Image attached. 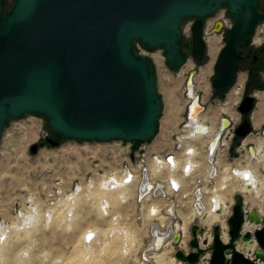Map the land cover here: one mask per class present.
I'll use <instances>...</instances> for the list:
<instances>
[{"label":"water","instance_id":"1","mask_svg":"<svg viewBox=\"0 0 264 264\" xmlns=\"http://www.w3.org/2000/svg\"><path fill=\"white\" fill-rule=\"evenodd\" d=\"M7 2L0 0V139L9 122L36 114L45 118L54 139L148 142L155 137L162 101L152 66L134 51L133 42L150 50L164 47L168 67L176 70L187 60L181 25L195 18L191 54L200 62L207 51L203 19L227 5L232 25L225 31L212 80L220 95L236 84L238 47L249 44L264 22L260 0H14L9 9ZM219 26L217 21L214 30ZM187 82L192 88L191 74ZM195 100L197 95L192 104ZM253 105V97L244 96L238 111L246 116ZM190 118L198 132L205 130L198 118ZM230 125L221 118L210 154ZM252 128L244 118L234 134L245 138ZM47 142L57 144L52 138ZM248 148L254 155V148ZM36 150L37 144L32 145L31 152ZM245 221L253 230L242 232ZM227 224V242L219 226H213L209 263L264 264V211L235 195ZM202 233L193 224L189 245L195 250L185 254L178 249L175 257L196 264L204 252L197 239ZM249 244H256L250 257L239 249Z\"/></svg>","mask_w":264,"mask_h":264},{"label":"rangeland","instance_id":"2","mask_svg":"<svg viewBox=\"0 0 264 264\" xmlns=\"http://www.w3.org/2000/svg\"><path fill=\"white\" fill-rule=\"evenodd\" d=\"M13 1L8 0V9L12 6ZM259 9L264 10V0H261ZM203 20L205 38L207 39L212 35L217 37L218 42L213 54L215 57L211 58L207 51L200 63L193 59L190 51L191 27L195 22V18H186L181 25V45L187 53V60L184 65L176 70L168 67L164 56V47L150 50L138 40L133 42L134 51L146 58L152 66L157 92L162 101L157 131L152 140L137 143L135 141L126 142L121 140L96 142L59 139L57 144L53 146L47 142L48 138H54L43 116L25 114L5 126L0 139V225H11L18 219L17 217L23 216V214L30 217L33 224L32 228L18 229V231L8 235L9 239H7L1 249L0 264H64V260L71 258L75 260V264H83V257L90 252L94 255L98 254V258L103 256L99 260L102 264H129L132 259L136 258L137 254H134L133 250H137L142 243L146 242V224L150 225L152 222L149 213L146 212L149 206L136 201L134 197L135 191L132 187L129 191L125 190L129 192L127 195H118L119 197H117V194L115 196L112 194V197L110 195L108 198L105 196L100 197L99 194L101 195V193H98V188H100V183L104 176L108 174L120 175L125 167L135 168L138 164L137 155L139 153L146 157L148 166L150 167L151 164L152 167L153 156L156 154L164 155L166 152L174 150L177 143L176 137L182 133L190 100L185 86V81L189 74H195L194 88L192 90L197 96H200L198 100L201 108L199 117L210 126L211 131H214V128L218 130L221 118H227V116L230 118L231 114L239 115V120L233 124L234 127L241 121L242 115L238 111V105L244 94V85L248 82L247 62H242L238 71L237 82L229 92L218 95L212 87L214 64L220 49L225 44L224 30L232 25L228 6L223 5L214 15ZM217 21H221L222 26L214 30ZM263 30L264 22L260 23L254 37L263 38ZM152 56L156 57V62ZM206 66L209 67L207 74H200L201 69ZM241 77L243 81L239 80ZM258 102L259 99H257ZM253 112L254 114L253 116L251 115L250 119L253 130L249 135L240 139L239 142H234L232 138L224 137V145H219L217 158L218 166L220 167V180L226 177L223 167L234 166V164L239 163L238 161H241V165L247 162L256 163L255 158L252 159L248 153L249 146L256 149V147L261 145L262 152L264 151V113L262 121L255 124V118L259 112L257 107L256 109L254 108ZM33 124L37 127L36 129ZM32 130L34 131L33 133ZM227 130H224V133ZM211 131L198 139L201 145L206 144L213 136ZM242 143L245 145L242 146ZM34 144H37V150L32 153L31 146ZM200 149V154L204 153L202 146ZM232 161L234 163H229ZM259 164L258 174L264 181V171L260 170L262 164ZM153 174L157 178H160L161 175L163 177L162 173L156 175L154 172ZM226 183L227 186L221 189V194L226 199L224 201L227 204L233 205L234 196L241 195L239 191L233 189L235 184L237 185V180L231 179ZM75 190L80 191L79 194ZM73 192L79 195L77 198L78 202L76 201L74 206V211H76L73 212L75 218L68 221L63 212L67 208L68 197ZM91 194H93V197ZM95 195L98 196L96 197ZM98 197L101 199H98ZM241 198L244 201L243 195H241ZM102 199L109 200L108 202L111 201L106 208L108 211L104 210L105 212H102L100 209L99 203ZM263 204L264 202L261 203V207L257 204L250 205L255 208L260 207L261 211H264ZM109 207L110 209H108ZM105 215H108V217ZM180 215L184 219L183 221L186 222L188 212L181 210ZM133 216L138 218L134 221ZM111 217H113V221ZM146 217L149 221H147ZM35 220L37 222L34 226ZM111 222L116 223L112 224ZM28 224H23V227H27ZM90 226L100 230L102 228L106 232L110 231L114 226L123 227L126 234L130 233L133 235L128 241L133 254H129L128 250L124 253L121 252L124 239L122 237L121 240V236L118 237V235L117 240L119 242L117 243V240H115L109 245L116 250V253L114 251L115 254L107 253L109 255H106L105 253H100L94 246H92L93 249L91 247L87 248L86 245H83V235L88 228H93ZM80 242L83 248H81ZM79 248L80 250L82 249L80 252H78ZM95 250L96 252L94 253L93 251ZM123 250H126V248ZM82 251H85V254ZM167 252L168 250L165 251V254Z\"/></svg>","mask_w":264,"mask_h":264},{"label":"built area","instance_id":"3","mask_svg":"<svg viewBox=\"0 0 264 264\" xmlns=\"http://www.w3.org/2000/svg\"><path fill=\"white\" fill-rule=\"evenodd\" d=\"M191 106L192 102L187 106L188 112L186 113L182 133L176 137L177 143L174 150L166 152L164 155L156 154L153 156L154 166L152 167L148 166L146 157L139 153L137 155L138 164L135 168L125 167L123 171L121 170L120 175L108 174L102 179V181L107 182L109 179L116 177L118 181L116 182V179H114L115 184L106 185L103 183L102 185L100 183V188H107L106 190L123 186L124 188L121 187L123 189L118 191H124L132 187L135 191L134 197L136 201L149 206L148 211H145L149 213L152 222L150 225L146 224L147 240L141 244L140 248L133 250L137 256L129 264H189L177 259L175 252L180 249L187 254L195 250L189 245L192 239L191 227L193 224L203 228V233L197 234V239L199 246L204 249V252L199 256L196 264H210L213 226H204L202 220L206 216L216 213L220 214L227 224V219L232 213L233 205L227 204L221 194V189L226 186L221 185L225 177L220 180L217 150L219 145H224V137L234 138L235 127L231 124L224 129H228L226 133L223 130L214 152L210 154V142L219 129L215 132L205 128V130L198 132L190 118ZM199 122L203 123L201 120ZM210 131L213 136L206 144L201 145L198 139ZM201 146L204 148V153L200 154ZM229 163H234V161ZM244 165L246 163L241 165V161H239L234 166L223 167L224 172L228 175V180H239L241 175L244 176L247 172H241L242 169H240ZM151 170L156 175L162 173L163 177L157 178L152 174ZM260 170H262L261 166ZM108 205V200H101L100 207L102 211L106 210ZM141 206L143 207V205ZM153 207L156 212L152 211ZM181 210L188 212L186 222L183 221L184 219L180 215ZM137 218L133 216L134 221ZM119 229H121L120 233L122 232L121 234L124 238L123 253L128 250L129 254H133L128 242L133 235L130 233L126 234L122 227ZM90 230H95L97 233L101 232L100 229L95 227L88 228L85 232ZM221 231H227L226 239L221 237ZM228 231V224L225 230L219 227L220 237L224 242H227L229 238ZM95 232L94 234L86 233V236L83 235V244H87V247L92 248V244L95 242ZM177 234L179 235V240L175 241L174 237ZM159 240H162L160 244H158ZM125 248L126 250H123ZM164 248L169 251L165 255L166 250L163 251ZM240 250L243 252L246 249L240 248ZM162 255H164L163 258L161 257ZM246 256H251L250 251L247 252ZM162 259L163 261H161Z\"/></svg>","mask_w":264,"mask_h":264},{"label":"bare ground","instance_id":"4","mask_svg":"<svg viewBox=\"0 0 264 264\" xmlns=\"http://www.w3.org/2000/svg\"><path fill=\"white\" fill-rule=\"evenodd\" d=\"M221 22V21H220ZM218 28H220V26L218 27ZM206 39V38H205ZM264 39V37L262 38V40ZM217 42H218V40H217V37H215V36H210V37H208L207 39H206V45H207V51H208V54H210L211 55V58L214 56L213 54L215 53V49H216V45H217ZM207 51H206V53H207ZM215 57V56H214ZM152 58L154 59V61L156 62L157 60H156V57L154 56H152ZM211 63V62H210ZM212 64V63H211ZM208 65H210V64H208ZM206 68V69H205ZM204 69H201V71H200V74H207V70H208V66H206ZM239 80L240 81H243V78L241 77V78H239ZM238 80V81H239ZM237 82V81H236ZM186 91H187V95H188V98L190 99L189 100V103H188V105H190L191 104V102H192V98L194 97V96H196V94L193 92V90L189 87L188 89H186ZM235 93H237V92H235ZM258 99H259V102L257 103V109H258V114H257V116H256V118H255V124H258L260 121H262V118H263V113H264V93H261V94H258ZM201 110V108H200V106H199V104H198V101L197 100H195L194 102H193V104H192V106H191V109H190V115H191V117L193 118V119H197L198 118V120H201L200 119V117H199V111ZM188 112V107H187V111H186V113ZM187 115V114H186ZM227 118L231 121V123L232 124H235L238 120H239V115H234V114H231V116H230V118L227 116ZM202 121V120H201ZM203 122V121H202ZM203 124V127H205V128H208L209 130H210V126L205 122H203L202 123ZM224 125L226 124V122H224L223 123ZM34 125V124H33ZM35 126V125H34ZM219 126H220V123L218 124V128H219ZM37 127L35 126V129H36ZM30 129H32V128H30ZM35 129H34V131H35ZM197 129H201V126L199 127V128H197ZM38 130V129H37ZM33 130H32V133L34 132ZM214 131L216 132L217 130H216V128H214ZM206 135V134H205ZM35 137H36V135H35ZM263 142V141H262ZM242 146H244L245 144L244 143H242L241 144ZM261 145H259L258 147H256V149L254 148V155L253 154H250L249 153V150H248V153L251 155V158L252 159H254L255 158V164L253 163V162H250V163H246V165H244V166H241V168L240 169H242L241 170V172H247L244 176L246 177H244L243 175H241V178H239V180H237V185L235 184V187L233 188L235 191H239L240 193H241V195H243V199H244V203L246 204V206H250V208L252 207L251 205H254V204H257L258 206H260L261 205V203H263L264 202V181H263V178H260L259 177V174H258V168H259V163H261L262 164V161L264 160V151L262 152V149H261V147H260ZM239 162V161H238ZM259 164V165H258ZM154 165V164H153ZM152 165V166H153ZM228 165V164H227ZM150 167H151V164H150ZM152 172V171H151ZM154 173V172H153ZM152 173V174H153ZM154 175V174H153ZM158 177H159V175H158ZM161 177H162V175H161ZM160 177V178H161ZM114 179H116V182L118 181V179L116 178V177H114ZM114 179H109L107 182H105V181H102L101 183H102V185H103V183H105L106 185H110L111 183H113V184H115V180ZM222 180V179H221ZM99 181V180H98ZM120 181V180H119ZM228 181V175L226 174V177L222 180V182H221V185L222 186H227V184H226V182ZM231 182V181H230ZM233 184V183H232ZM96 186V185H95ZM97 187V186H96ZM121 187H123V186H121ZM121 187H118L117 189L116 188H113V189H110V190H106L107 188H98L99 190V192L98 193H101V195L99 194V196L100 197H103V196H105L106 198H108L109 197V195L111 196L112 194L115 196V194H117V197H119L118 195H124V194H128L129 192H125V190L124 191H118V190H120V189H123V188H121ZM94 189H96V188H94ZM90 190V189H89ZM228 190H231V189H228ZM76 191V190H75ZM97 191V190H96ZM129 191V190H128ZM232 191V190H231ZM80 192V191H79ZM79 192L77 191V193L79 194ZM89 192V191H88ZM118 192V193H117ZM77 193H75V192H73L69 197H68V205H67V203H66V205H67V208L66 207H64V208H66L65 209V211L63 212V215L65 216V218L66 219H68V221H70L71 219H73V218H75V214L73 213V212H76V211H74V206H75V203H76V201L78 202V194ZM90 193V192H89ZM132 193V192H131ZM231 193V192H230ZM94 194V193H93ZM93 194H91V196L93 195ZM97 194V193H96ZM86 196H88V195H86ZM96 196V195H95ZM98 196V195H97ZM96 196V197H97ZM130 196V195H129ZM230 196V195H229ZM90 197V196H89ZM93 197V196H92ZM91 197V198H92ZM112 197V196H111ZM121 197H123V196H121ZM67 198V197H66ZM113 198H115V197H113ZM112 198V199H113ZM228 198V197H227ZM63 199V198H62ZM94 199V198H93ZM98 199H101V198H99L98 197ZM111 199V200H112ZM65 200V199H64ZM91 200V199H90ZM96 200V199H95ZM103 200V199H102ZM106 200V199H105ZM122 200V199H121ZM126 200H128V199H126ZM226 200V199H225ZM66 201V200H65ZM101 201V200H100ZM109 201V200H108ZM113 201V200H112ZM115 201V200H114ZM125 201V200H124ZM123 201V202H124ZM54 203V202H53ZM90 203H92V202H90ZM109 203H111V201L109 202ZM125 203H127V202H125ZM248 203H250V204H248ZM58 204V203H57ZM100 204V203H99ZM65 205V204H64ZM65 205V206H66ZM264 205V204H263ZM63 206V205H62ZM78 206V205H77ZM99 206V205H98ZM100 207V206H99ZM108 207V206H107ZM261 207V206H260ZM260 207H257V209H259L260 211H261V208ZM112 208V207H111ZM63 209V208H62ZM77 209V208H76ZM100 209H101V207H100ZM100 209H99V212H100ZM108 209H110V207L108 208ZM48 210H50V209H48ZM52 210H54V209H52ZM47 211V210H46ZM104 211V210H103ZM102 211V212H103ZM106 211H108L107 209H106ZM110 211V210H109ZM152 211H154V212H156V210H155V208L153 207V210ZM105 212V211H104ZM27 213V212H26ZM44 213V212H43ZM61 213V212H60ZM116 213V212H115ZM118 213V212H117ZM146 213V212H145ZM59 214V213H58ZM58 214H57V216H58ZM101 214V213H100ZM104 214V213H103ZM114 214V213H113ZM52 215V214H51ZM53 215H55V214H53ZM62 215V214H61ZM102 215V214H101ZM211 216H206L205 218H203V220H202V223H203V225L204 226H206V227H209V226H214V225H218L222 230H225V228L227 227V224L225 223V221L223 220V218H222V216H220V214H216V213H214V214H210ZM30 216V215H29ZM32 216V215H31ZM43 216V215H42ZM105 216H107L108 217V215H105ZM113 216V215H112ZM116 216V215H115ZM22 217V218H21ZM45 217H47V216H45ZM119 217V216H118ZM117 217V218H118ZM18 219L15 221V223L13 222L11 225H0V253H1V249H2V247H4L3 245H4V243L7 241V239H9V236L8 235H10L12 232H16V231H18V229H29L30 227L32 228V224H33V222L31 221V218L30 217H27V215H24L23 214V216H20V217H17ZM52 218H53V216H52ZM59 218V217H58ZM64 218V217H63ZM112 218L113 217H111V220H112ZM43 219H44V216H43ZM47 219V218H46ZM55 219H56V217H55ZM116 219V218H115ZM146 219H147V221H149L148 220V218L146 217ZM57 220V219H56ZM64 220V219H63ZM76 220V219H75ZM49 221H50V219H49ZM66 221V220H65ZM113 221V220H112ZM118 221H119V219H118ZM36 220H35V222H34V226H35V224H36ZM52 222V221H51ZM71 222H73V221H71ZM121 222V221H120ZM29 223V224H28ZM112 224L114 223V222H111ZM116 223V222H115ZM114 223V224H115ZM23 224H28L27 225V227H23ZM67 224V223H66ZM117 225V224H116ZM124 225V224H123ZM70 226H71V224H70ZM121 226V225H120ZM120 226H118V227H120ZM89 227V226H88ZM87 227V228H88ZM90 227H93V226H90ZM118 227H112L111 228V231L109 232V231H104L102 228H101V230H103V231H101V232H95V230H90V231H88V232H85L84 233V236H86V233H93L94 234V232H95V242H93V244H92V246H94L95 247V249H97L100 253H105L106 255H109V254H107V253H110V254H112V253H114V251H115V253H116V250H114V249H112L109 245H111V242L112 241H115V240H117V238L118 237H120L121 238V240H122V232L120 233V231H121V229H119ZM125 227V226H124ZM86 228V229H87ZM121 228V227H120ZM128 228V227H127ZM253 228H254V226L253 225H249L248 223H247V221H245L244 222V224L242 225V232L243 231H245V230H253ZM122 229H123V227H122ZM106 230V229H105ZM107 230H109V229H107ZM132 232V231H131ZM135 233V232H134ZM133 234V233H132ZM145 234V233H144ZM15 235V234H14ZM117 235H118V237H117ZM137 235V234H136ZM221 237L223 238V239H226L227 238V231L226 232H222L221 231ZM84 238V237H83ZM124 239V238H123ZM135 239V238H134ZM5 240V241H4ZM120 240V239H119ZM138 240V239H137ZM210 240H211V238H210ZM3 241V242H2ZM130 241V240H129ZM83 242H84V240H83ZM119 241L117 240V243H118ZM132 242V241H131ZM130 242V243H131ZM162 242V240H159L158 241V244H160ZM3 243V244H2ZM81 243V242H80ZM2 244V245H1ZM79 244V243H78ZM85 244V243H84ZM83 244V245H84ZM115 244V243H114ZM81 245V248H83L82 247V243L80 244ZM85 245H87V244H85ZM84 245V246H85ZM122 245H123V243H122ZM132 246V245H131ZM255 246H256V244H249L248 246H245L246 248V250H244L243 251V253L245 254V255H247V252L248 251H252L254 248H255ZM79 247V246H78ZM87 247V246H86ZM85 247V248H86ZM115 247V246H114ZM119 247V246H118ZM134 247V246H133ZM84 248V249H85ZM88 248V247H87ZM131 248V247H130ZM138 248V247H137ZM238 248V247H237ZM76 249V248H75ZM83 249V250H84ZM91 249H93V247L91 248ZM91 249H90V251H91ZM117 249V248H116ZM240 249V248H239ZM82 250V249H81ZM80 250V248H79V251L78 252H80L81 251ZM86 250V249H85ZM132 250V249H131ZM166 250V248H164V250L163 251H165ZM82 252H84V254H85V251H82ZM86 252H87V250H86ZM94 253L96 252V250L95 251H93ZM122 253H123V251H121ZM169 252V251H168ZM167 252V253H168ZM114 253V254H115ZM166 253V254H167ZM77 254V253H76ZM98 255V254H97ZM97 255H94L92 252H90V253H86V255L83 257V259L82 260H84V262H82L83 264H102V263H100L99 262V260L100 259H102V257L101 258H98L97 257ZM117 255V254H116ZM115 255V256H116ZM164 255H165V253H164ZM164 255L163 256H161L162 258L164 257ZM1 256V255H0ZM26 256V255H25ZM76 256V255H75ZM74 256V257H75ZM73 257V258H74ZM105 257V256H104ZM25 258V257H24ZM159 258V257H158ZM157 258V260H159ZM76 259V258H75ZM78 259H79V256H78ZM104 260V259H103ZM78 261V260H77ZM76 261V262H77ZM161 261H163V259L161 260ZM63 262V261H62ZM79 263H80V261H79ZM61 264H63V263H61ZM64 264H75V260L74 259H68V260H64Z\"/></svg>","mask_w":264,"mask_h":264},{"label":"flooded vegetation","instance_id":"5","mask_svg":"<svg viewBox=\"0 0 264 264\" xmlns=\"http://www.w3.org/2000/svg\"><path fill=\"white\" fill-rule=\"evenodd\" d=\"M260 3H261V0H260ZM260 3H259V5H260ZM259 11L263 12L264 10L259 9ZM230 18H231V16H230ZM203 23H204V20H203ZM221 26H222V22H221ZM257 28H256L254 34L252 35L249 44L240 45L238 47V52L241 56V59L239 62V68H240L242 62L246 61L247 62V70H248V82L245 85L243 84L245 87H244V91H243L244 94H243L242 98L244 96H252L254 99L253 109L246 116H242L241 121L244 118H246L249 122H251L250 121L251 115L253 116V114L255 112V111L253 112V110H254V108L256 109V104H257V99H258L257 96H258V94H261L262 92H264V39L262 40L261 37L260 38L254 37L256 34ZM225 31L226 30H224V34H225ZM262 33H263L262 37H264V30L262 31ZM190 51H191V48H190ZM205 55H206V52H205ZM205 55H204V57H205ZM196 62H198V61H196ZM200 62H198V63H200ZM189 75L185 81L186 89H188L187 80L189 78ZM194 76H195V74H191V86H192L191 89L194 88ZM237 79H238V77H237ZM198 97L200 98L199 95H198ZM241 121L239 122V124L241 123ZM251 124H252V122H251ZM252 130H253V128H252ZM234 136H235V134H234Z\"/></svg>","mask_w":264,"mask_h":264},{"label":"trees","instance_id":"6","mask_svg":"<svg viewBox=\"0 0 264 264\" xmlns=\"http://www.w3.org/2000/svg\"><path fill=\"white\" fill-rule=\"evenodd\" d=\"M240 139H242V138L237 137V136H234V138H233L234 142H237V141L239 142ZM53 140H54V142L57 143V140H58V139H53ZM135 142L139 143L140 141H135ZM51 145H52V144H51ZM55 145H56V144H55ZM55 145H53V146H55Z\"/></svg>","mask_w":264,"mask_h":264}]
</instances>
